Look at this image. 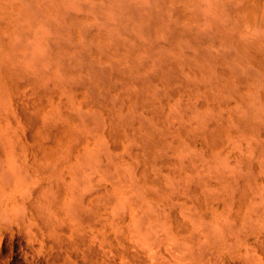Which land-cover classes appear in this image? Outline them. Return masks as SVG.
<instances>
[{
  "label": "rangeland",
  "instance_id": "374dc122",
  "mask_svg": "<svg viewBox=\"0 0 264 264\" xmlns=\"http://www.w3.org/2000/svg\"><path fill=\"white\" fill-rule=\"evenodd\" d=\"M132 1L133 0L103 1L105 6L100 11L111 19H108L110 26L114 27L116 22L119 23L117 27L115 26V29L117 28V33H114V29L111 30V27H109L110 29L103 27L107 24V20H104L106 19L104 15L105 18L103 20L105 22L101 20L102 18L99 14V18H101L98 19L99 22L101 20V23H106L102 26L100 25L106 29L104 31L102 28L103 30L101 31H104L102 34L104 35L106 33V35L111 36V38L109 36V40L105 39V41H112V34H114L113 38H116H114V41H117V39H119V37L117 38L119 34L118 29L121 27L124 28L123 32L126 33L124 37L122 29H120L121 37L123 36V39L127 38L130 40V43L124 40L126 42L125 44L124 41H122L123 39L120 38L121 40H119L124 43V45L122 44L123 46H116V41H112L111 43H106V41L104 44V49H106L104 50L103 47H101L103 52L101 49H97L98 53L100 52L102 55L103 53L108 55V59H105L104 55H101V60L104 58L103 61H101L104 66L96 59H94L95 64L92 61L93 66L91 62L88 65V62L93 59L92 56L91 58L88 56V53L91 52L90 54L92 55L91 50L96 51L94 45H91V48L89 47L90 51L88 49L86 50L89 52L86 53L85 51L84 53V56H87L86 58L84 57V60L89 59L86 61L87 63L84 61L81 62L78 59L79 63L77 64L81 65L82 68L81 66H76V70L79 69L78 71H82V77L80 75L81 79L79 75H77L81 72H75L76 70L74 66H72L78 54L73 58L74 62L70 63L71 66L67 65V67L62 65L58 57L57 60L59 59L60 63L55 60L56 58L53 59L52 57L51 60L54 62L56 61V64H51V71L57 84L60 79H62L60 77L66 74V79L70 76L67 80H70V84L75 83L73 85H79L80 82L82 84L84 83L83 86H85L86 89L80 83L81 86H79L82 87L81 91L78 90L79 86L73 87L74 90L77 88L76 91L78 90V92H80L77 98L84 97L83 93V97L80 95L82 89L84 93L87 91L86 94L88 97H86L88 98V102L86 101V97L85 100L81 99V102L84 101V103L79 102L80 105L82 104L81 107L78 103L79 98L78 101H76L79 105L77 106V103H75V100L71 97L73 95L69 96L68 94L67 104H71L72 106L66 104V107L64 105H62V108L58 106V110H55L56 108L52 110L54 111L53 113H55L54 115H51L52 112L48 114L51 115L50 117L59 115L60 120V116H62L63 120H66L65 118L67 115H74L75 122H77V130L81 132L82 130L83 132L89 131L87 133L93 134L92 136L96 135L94 137L95 142L93 141L94 144L92 143L94 151L90 153L92 156H84L79 166L76 168L75 178L77 179L78 188L84 190L102 183H108L112 186L114 197L111 199L109 207L111 213L120 218V222L114 223V228L117 230L122 240L132 245L134 251L133 264H219L222 260L226 259H232L231 262L234 264H264V84L261 86V82H263L261 80H264V78L261 79L263 77V75L261 77L262 72L260 70L259 72L258 69L256 70L257 67L250 62V50L248 51V49H250V46H253L254 43L250 44L247 42L248 49L246 50L247 44L245 43L246 41H244V45L242 46L243 49L244 46H246L244 50L238 47L237 51L233 50L230 47L232 46L231 44H233L230 39L234 40L236 37L240 44L237 43L238 41L234 42L235 40H232L234 42L233 46H235V43L237 44L236 46H240L242 42H240L241 35L244 34H240L239 32L240 35H235L237 32L231 34L230 31L234 28L232 26L233 22L230 20L232 22V24H230V21L226 18L231 28L225 23L226 21H223L225 18L222 16H225V14L229 15V13L223 8V5H221V0L218 3L215 2V0H212V2L206 0L209 2L207 3L208 6L211 5L214 7V12L212 10V12L210 11V13H208V10L203 9L205 7V2L204 4L201 2V5H199L200 2L198 1L188 4L189 6L185 9L193 8L190 14L197 11L198 15H194V21H199V24L201 21H203L202 23L204 24L206 21L211 23L214 22L213 20L215 19V23L211 25L213 28H216L215 26L219 24L216 22H218L219 19L222 20L225 23L224 26V23L219 21L225 28L221 26L220 30L222 32L217 31V29L220 28V24L217 29L211 28L216 30V33L214 32L215 34L223 35V33H225L223 31H228V36L227 33L223 35H226L227 38L209 33L213 31L207 26L208 24L210 26L209 22L208 24L206 23V25L201 23V26L199 24L194 25L193 22L191 25H194V27L191 31L197 32L201 27H204L202 31L205 35L208 30L204 31V29H209L207 34H212L215 37L217 36L216 38H218V40L222 38L223 41H226V43L224 42L222 45L225 44L226 47H228L227 43H229L228 45L230 48H228L230 51H226V53L229 52L226 54L224 52L225 46H223V48L219 44L218 46L214 45L213 42L216 41V38L214 39L213 36L210 37V35L208 38L204 39V36L202 38H197H200V41L201 39L205 40V42L201 41L204 45L199 40L197 41L200 44L198 46L200 47L199 49H197L198 43L196 44L194 41L193 45L192 42H189V46L188 41L185 42L184 40L188 39L187 35H185L188 32L184 30V28L189 31L188 27L190 24L188 22L190 21H188L187 24V20L184 21L185 19L178 17L175 14L176 10L174 6H172V4L170 5L166 0L169 7H167V4H164L166 7L162 6L161 9L164 11L166 8V13H170L169 16L172 21H175L173 22L175 25H170V23H166L167 21L165 22L166 16H169L165 15L164 12H156L159 5L156 3L155 5L157 8L156 6L154 7L156 10L153 8L154 11L152 14L156 12L157 16L160 13L161 21L164 19V23H162L164 24L163 27L160 25L161 22L158 23L160 20L158 19L157 23L160 28H158L159 26L156 27L155 30L151 28V34L154 31L156 35L155 37H153V34L151 36L153 39L157 38V40L156 42L151 41L147 43L145 41L146 38H141L142 40L139 42H141L140 44H142V47L141 45L140 47H138L139 45L135 46L131 42L135 41L134 39L138 42V36L148 31L142 25L145 24L144 26L146 28L148 26H157L155 21L160 17L155 18L154 13L153 18L155 21H153L151 19V14L148 13L150 16H147V12H151V9H149V11L147 10L148 8H145L147 10V12H145L146 10L142 9L144 8L142 6L141 10L145 12V15L150 21L146 20L148 18L145 17L144 12L140 10V12L143 13L142 19H145V23L139 21L142 20L141 18L137 20V22L134 20L135 23H137L136 28H139L137 29L138 31H136V28L134 29L135 24L131 26V23L134 22L132 21L134 18L132 20L128 19V17L132 18V16L134 17L135 15L132 14V4H134L135 1ZM137 1L138 0H136V2ZM148 1H151V4L149 3L150 8L155 0L153 3L152 0ZM148 1L144 0L145 3H148ZM161 1L162 0H158V2ZM166 1H162L160 5L163 2L166 3ZM129 2L132 3L130 4ZM141 2L142 0L138 2L137 7H140L142 4L144 5V3ZM109 3L111 12L108 11L109 8H107ZM216 3L218 5H216ZM213 4L223 8L225 12L222 9L216 12L217 10H215V8L218 7ZM147 5L148 4H146V6ZM170 6L174 9H171ZM208 6L205 8H208ZM105 8H107V10H105ZM120 8L122 10H120ZM134 8L136 9V6H134ZM139 9L140 8H137L136 11H139ZM113 10H115L114 13H112ZM172 10H174V12H172ZM186 11H189V9ZM205 11L207 13H204ZM117 13L122 16H117ZM130 13L132 16H130ZM136 13L138 15V12ZM161 13L163 15H161ZM211 13H216L215 15L217 16L222 13V16L216 17L212 14L215 17H212L211 20ZM205 14H207L206 18ZM111 15L116 19H112L110 17ZM141 15L139 16L141 17ZM228 17H231V15ZM178 18H180V22ZM204 19L208 20L204 22ZM167 20L169 19L167 18ZM181 21L184 22L182 24L186 27L183 25L180 28L187 33L183 34V31L178 27L180 29V34H177V27L175 30H173L172 27L173 25L174 27L177 26L176 22L180 25ZM197 21H195V23ZM118 25H120V28H118ZM137 25H139V27H137ZM166 25H168V27L171 26L169 31L172 29L176 32L169 34ZM100 26L98 25V27ZM141 26L144 28V31L142 30V34L139 33V35L138 32H141ZM165 26L167 29H164V31L167 32L162 33L164 35L167 33L170 37L165 35L166 38L164 37L163 40L160 37L164 36L161 35V30H163L161 27L164 28ZM197 26H200L199 29ZM200 32L201 31H199V33L197 32L195 35L193 33V35L197 37ZM136 33L138 36L134 38V34ZM259 33L260 32H258V36L264 35V33ZM116 34L117 36H115ZM149 34L145 33L144 35L147 37L146 35ZM184 35L186 36L185 38ZM232 35H234V38ZM191 36L192 35L189 37ZM229 36L232 38L228 40ZM247 36L251 35L247 34ZM247 36L245 35L242 37L243 40H246L244 38ZM253 36H255V38L257 36L255 31H253L252 38H254ZM152 37H150L148 41H150ZM160 38L161 42L160 40L158 41ZM162 40L164 43H162ZM208 40H210V42L214 40L211 42L214 45L213 50L219 49L220 47V50L224 49L223 54H220L221 51L217 52L220 54L221 61L219 57H216L217 60H215L218 62L214 61L216 52L213 53L214 55H210L212 53V48L210 47L211 50H207L210 48L205 46V43L208 46L212 45H210V42L207 44ZM254 40L255 39L247 41L253 42ZM262 40L263 41L260 42L259 40H255L256 43L258 42L259 45H261V49L264 47V36ZM142 41H145L143 42L145 43L144 45ZM217 42L218 41L214 43L217 44ZM134 43L136 44V42ZM127 44H131V46L128 45V49L131 51L130 48L132 47L133 52L130 53V56L133 58L135 56V60L130 56L129 58L125 57L129 55L130 52L125 50ZM114 45L117 47V50L122 46L121 51L125 53V55L121 57L123 53L120 51L121 55L116 54L119 50L117 52L114 50L116 52L115 56L112 50V48H115ZM236 46L233 48H236ZM201 50H203V52ZM208 51H211L210 54ZM246 51H248L249 61L246 59V61L243 60L244 58H242V61L240 57H242V54L245 55ZM194 52H197L196 54L199 59L195 56L196 54ZM224 53L228 57L230 55V61L227 59L228 57L226 58L227 60L225 59ZM109 54H111L112 57L111 55L109 56ZM80 55L83 54L81 53ZM117 56L118 61L122 59L121 64H116L118 62L116 60ZM78 58H80V56H78ZM125 58L129 59V61L132 60L129 63L132 65H129L127 63L129 61H126ZM208 59L216 64L214 63L213 65ZM105 60H109L110 63L115 64H111V66ZM239 60H241L242 63ZM97 61H99L98 64L100 63V66L97 64ZM133 61L135 63L134 68H132L134 64L132 63ZM220 62L225 66L224 70ZM107 64L108 67H105ZM125 64H127V66ZM146 64H149L148 68ZM208 64H212L213 66L211 65L210 67ZM144 65L147 68L145 72H143L145 68ZM69 66L72 69L74 68V70ZM226 67L228 68L226 69ZM104 68L105 70H103ZM69 69L71 70L69 71ZM134 69H142L143 71L135 72L136 70ZM220 69L222 70L220 71ZM231 69L233 71L235 70L234 73ZM250 69L256 70L257 73ZM228 70H231L230 73ZM72 72H75L74 74L79 78L74 77L75 75ZM220 73H222V75ZM231 73L236 77H234L235 80L239 77L241 78V76H247L241 79L243 81L245 79L247 83L252 81V84L250 83L251 87L247 84L250 87H248L249 90L246 89L244 91V89L247 88L245 87L246 84L241 86V83L237 84L240 81L235 83L236 81L233 80V76L231 80H229L232 75ZM235 73H238V75ZM249 73L252 74L251 76H253V78L248 77ZM219 75H225L226 77H224L228 78V80ZM77 78L80 80L83 79V82L77 81ZM66 79L62 82H66ZM66 83L63 84L60 81L59 86L63 87L64 85L65 87H63V89H66V86L67 88L72 87V85L69 84L68 86ZM239 86H241V88ZM241 89H243L242 91L244 92H241ZM231 92L234 93L232 94ZM232 96H235L237 99H234ZM77 98L75 99L77 100ZM71 99L73 102H71ZM4 105H6L5 102H1L0 100V108L2 107L0 112L5 111L8 107V105ZM83 105H87L88 107ZM67 106L71 107L68 109ZM73 126L75 127V124H73ZM76 127L74 128L75 130ZM106 131L111 132L113 137ZM104 134L106 136H104ZM108 134L110 136H108ZM91 135L90 137H92ZM119 135H122V137L124 136L123 139ZM114 140H116V143H114ZM112 142L115 145L113 144L112 146ZM106 143H109V148ZM118 144H120V146ZM95 145L96 147H94ZM125 145L127 149H124ZM124 150L131 152V161L128 157L130 154L127 152V154H125ZM86 157H88L89 160L86 159ZM84 162L86 163L84 164ZM82 166L85 167L82 168ZM258 238L259 240H256Z\"/></svg>",
  "mask_w": 264,
  "mask_h": 264
},
{
  "label": "bare ground",
  "instance_id": "6f19581e",
  "mask_svg": "<svg viewBox=\"0 0 264 264\" xmlns=\"http://www.w3.org/2000/svg\"><path fill=\"white\" fill-rule=\"evenodd\" d=\"M103 1L104 0H0V100L1 102L4 101L5 104L8 105L5 111L0 112V114H2L0 115V264H133L134 251L132 249V245L127 241L122 240L121 237L118 235L117 230L114 228V223L120 222V218L113 215L110 211L109 206L111 204V199L114 197L112 186L108 183H102L97 186L88 187L84 190L78 188L79 186H77L78 185L77 179L75 178V172L77 170L76 168L79 166V163L84 156L90 155V153H92L91 151H94V148H92V143L94 144L95 142L94 137L96 135L92 136L93 134L91 135L90 133H87L89 131L83 132L82 130L81 132L77 130L78 129L76 127L77 122H75L76 120L73 117L74 115L73 116L67 115V117L65 118L66 120H63L62 116H60L61 117L60 120L59 115L50 117L51 115L55 114L53 113L54 111L52 110H54L55 108H56L55 110H58L57 109L58 106H61L62 108L63 107L62 105H64L65 107L66 105H71V104H67L68 94L69 96L71 95L76 96V97L73 96L71 97L72 99L75 100V103H77L76 101H78L79 98V97L77 98V95L79 96L80 93L78 92V90L81 91L82 87L80 86L81 85L83 86L84 83L82 84L80 82L83 80V79L80 80L82 77L81 75L82 71H78L79 69L76 70L77 69L76 66H81L77 64L79 63L78 62L79 60L81 62L82 61L86 62L89 60V59L84 60L87 57L84 56L85 51L87 49L89 50V47L91 48L93 45L94 47H96V51L91 50L92 55L90 54L91 52H89L90 50L86 51V53L89 52L88 56L90 58L91 56L93 57V59H91V61L88 62V65L91 62L93 66V62L95 64L94 59L99 60L101 63V61H103L104 59L103 58L101 60V57L103 55L105 59H108L107 54L103 53L102 55L100 54V52L98 53L97 50V49H101V47H103L104 49V44L107 40H109V36H110V35H106V33L104 35L102 34L106 30L103 27H107V29L111 27L108 21V19L109 20L111 19L108 16L102 14V12L100 11L105 6ZM133 1L135 2L134 4H132V8H133L132 14L135 15L133 17L132 14L130 13V16H132V18L128 17L129 20H132L134 18L132 21L136 20L137 22V20L143 18L142 17L143 13L140 12L142 6L144 7L142 9L145 8L146 9L148 8L147 10L151 9V12H147L146 9L145 12H147V16H150L148 15V13L152 15L151 19L153 21H155V19L153 18L154 13H155V18L160 17V13L156 16L158 12H162V13L164 12L165 15L169 16L170 13L169 14L166 13V8L164 9V11L161 9L162 6L166 7V5L164 4H167L168 1L170 5L172 4V6H174L176 10L175 14L178 17L185 19L184 21L187 20L186 23L188 21L192 22V23L188 22L190 24V26L188 27L189 31L190 33H192L190 34L188 29L184 28V30H187L188 32L187 33L186 31L184 32L182 28H180L184 25L182 24L184 22L181 21L180 25L179 23L176 22L177 26L174 27L175 24L173 22L175 21H172L170 16H169L170 18L167 16L165 18L164 16L165 22L167 21L166 23L168 24L170 23V25L174 24L172 27L173 30H175V28L177 27L176 29L178 31L177 34L179 33L180 29L181 31H183V34L187 33L185 35H187V38L188 39L190 38L191 41L190 39L189 40L184 39L185 42L187 41L188 43L192 42L193 45V41H194L196 44L198 43L197 44L198 47L200 44L197 41L198 40L200 41V38H202L203 36L204 39V38H208L210 35L207 34L209 32V29L206 28H205L206 30L204 29V31L208 30L207 33L205 32L206 33L205 35L204 32L202 31L204 27H201L200 28L201 30L199 29V27L202 24H204L202 23L203 21H201L202 24L201 23L199 24V21L195 20L197 21L195 23L194 15L195 14L198 15L197 11H194L195 13H191L193 15L192 16L190 14V11L192 12L193 8L192 9L187 8L189 9V11H186L187 9H185L187 6H189L188 4H192L197 1L200 2L199 5H201V2H203L202 4H204L205 2V7H207L208 6L207 3L209 2H207L206 0H167V1L165 0L166 3L163 2L162 3L163 5L162 4L160 5V3L164 0H162L161 2H158V0L157 1L155 0L154 2V0H152V3L154 2L153 3L154 5L153 4L151 5L152 8L151 6L149 8L151 1L147 0L148 3H145L146 1L144 2V0H142L144 5L142 4L140 6L139 4L140 7L137 6H138V2H140L141 0H138L137 2L136 0ZM209 1L212 2V0ZM219 1L220 0H215V2L217 3ZM220 2H222V4L221 3L220 4L223 5V8L229 13V15L225 14L226 17L222 16L221 15L222 13L218 16L215 15L216 13H211V15L213 14L216 17L222 16L223 18H225L223 21L224 22L226 21L225 23H227V25L229 26L233 22L234 25L232 24V26L234 28L230 26L232 30L231 28H230L231 31L229 30L231 34H234V32H237L235 33V35L239 33L244 34L241 35L242 37H244L245 35L247 36V34L251 35L245 37L244 39L246 40H243V38L241 37L240 40V42L242 41L241 45L236 46L237 44L235 43V46L236 48L238 47L240 49L241 48L243 49L242 46L244 45L243 44L244 41H246L245 42L246 44L247 42H249L250 44L254 43L253 46H250V49H248V44L247 45L245 44L247 46L246 50L247 49L248 51L250 50L249 52L250 62L257 67L256 70L258 69V71L260 70L262 72L261 77L262 75L263 77L261 79H263L264 78V53H263L264 47H262L263 49H261V45H259L258 42L256 43L255 40L257 41L259 40V42L263 41L262 39L264 35L262 33H264V0H221ZM110 3L108 7L106 6L107 8L110 7ZM156 3L159 4L158 5L159 11L157 6L155 5ZM217 3L216 5H218ZM146 4L148 5L146 6ZM133 5L136 6V9L140 8L139 11H136ZM155 6L157 10L156 8H154ZM167 7H169L168 4ZM205 7L202 8L208 10L207 11L208 13H210V11L212 12V10L214 9V7L211 5H209L208 8ZM216 7H218L215 8V10H217L216 12H218L219 9H220L219 11H221V9L223 10V8L219 6ZM107 8H105V10H107ZM153 8L156 10L157 13L154 12L152 14V12L154 11ZM174 8L171 7V9ZM110 9L111 8H109L108 11L111 12ZM120 10L122 9L120 8ZM225 10L223 11L225 12ZM135 11L138 12V15ZM141 11L144 12L143 10ZM114 12L115 10L112 11V13ZM172 12H174V10H172ZM207 12L205 11L204 13ZM118 13L116 14L117 16L121 15ZM162 13L161 15H163ZM103 15L106 17V19H104L105 17ZM139 15H141V17ZM206 15L207 14H205V18ZM211 15H210L211 17L210 19L212 20V17L215 16L213 15L211 16ZM230 15L232 18L228 17ZM99 16L102 19L99 18ZM147 16L145 15V17ZM110 17L112 19L114 18L112 17V15ZM167 18L171 21L167 20ZM180 18H178L179 22H180ZM226 18L229 21L231 20L232 22L230 21L229 24V21H227ZM98 19L101 20L104 19L105 21L107 20L106 21L107 24L104 23L105 22L104 20H103L104 22L102 21L103 23H101V20L99 22ZM158 19H160L159 22ZM144 20L142 19L139 21H141V23L142 22L145 23ZM146 20H149V18ZM206 20L208 19H204V22ZM163 21L164 19H162L161 21V17L157 18V21H155L157 26L154 27L148 26L149 27V28L147 27L148 29L144 26L145 24L142 25L146 30H148L147 31L148 33L144 32L143 35H141L142 37L138 36L139 33L142 34V30L144 31V28L141 26L143 28V29L140 28L141 32H138V34L136 33L137 35L134 34L135 35L134 38H137L138 36L139 39V40L137 39L138 42L136 41V39H134L135 41L131 43H133L135 46L139 45L138 47H140L141 45L142 47V44H140L141 42H139L140 40H142L141 38H146L147 40L145 39V41L147 43L151 41L156 42L157 38L153 39V37L156 36L154 34L155 32L153 31L152 33L154 35L153 37L151 36L152 35L151 32L152 30H155L156 27L159 26L158 23L160 22H161L160 25H162L163 27L164 25L162 24L164 23ZM213 21L214 22L211 23L209 21H206L204 25H206V23L208 24L209 22L210 26L209 24L207 26L211 30L213 28L211 24L215 23V19ZM219 21L222 20L219 19ZM219 21L216 23L220 24ZM223 21L222 23H224ZM98 22L101 24H99ZM193 22L194 25L196 24L200 25L199 27L198 26L197 27L199 31H201L200 32L201 35L199 34V36L197 37L194 35L197 32L199 33V31L197 30H196L197 32L191 31L192 28L194 27V25H191L193 24ZM222 23L220 24V28L218 24L217 26L214 25L216 28L213 29L219 28L217 29V31L222 32L220 30ZM225 23L223 24L224 26ZM103 24L106 25L101 27ZM117 24L119 23L116 22L114 25L117 27ZM136 24L137 23H135L134 21L133 23H131V26L134 25L135 26L134 29H135ZM98 25L101 26L98 27ZM115 26L111 27V30L114 29V33L115 32L117 33L116 31L117 28L115 29ZM119 26L120 25H118V28H120ZM166 26L168 29L166 28ZM166 26L164 28L161 27V29H163L161 30V33L167 32L164 31V29H167L169 34H171L172 32H176L173 31L172 29L169 31L171 26L170 27H168V25ZM224 26L222 27L224 28ZM137 27H139V25H137ZM184 27L186 26L184 25ZM102 28L104 29L103 32L101 31L103 30ZM158 28H160V26ZM120 29H122L123 36L126 35V33L123 32L124 28L121 27ZM120 29H118L119 30L118 36L117 34L115 36H117V38L119 37V39L120 38L123 39L122 38L123 36L121 37ZM137 29L139 28H136V31H138ZM253 31L257 33L256 38L255 36H253L254 38H252ZM214 32L216 33V30H213L212 32L209 33L215 34ZM223 32H225L223 33V35L227 33L228 36V31L227 32L223 31ZM258 32H260L262 35L258 36ZM145 33L146 34L150 33L149 35H146L148 38L145 37L144 35ZM163 33L161 35H164ZM169 34L166 33L165 35L170 37ZM165 35L160 37L164 40V37L166 38ZM185 35L184 38L186 37ZM190 35L194 36L195 38L192 36H191L192 38L189 37ZM215 35L219 36L221 34H215ZM223 35L221 36L226 37V35L225 36ZM113 36L114 34H112L111 40L115 42L116 40L114 41L115 37L113 38ZM211 36H213L214 39L217 37V36L215 37L212 34L210 35V37ZM150 37L152 38L150 41H148ZM198 37L200 38L197 39ZM232 37L234 38V35H232ZM232 37L229 36L228 40ZM259 37L261 38V40ZM161 38L158 39V41L160 40L161 42ZM105 39L107 40L105 41ZM119 39H117V41L115 42L116 46L117 45L120 46L122 44L124 45V43L126 44V42L130 41L129 39L124 38L122 41L124 40L127 41L126 42L124 41L123 43L120 41L121 39L120 40ZM252 39L255 40L253 42L247 41ZM219 40L218 38H216V41H218L217 44L214 43L216 42L214 40H212L211 42L214 41L213 44L216 46H218V44L221 45L222 47L225 46V48L223 47L225 51L224 49L220 50L221 47L219 49L213 50L214 45L210 42V40H208L207 44H209L210 42V45L212 44L211 46H208L205 43V46H207L208 48L210 47L212 48V50L211 48L207 49L212 51L211 54H210L211 51L210 52L208 51L210 55H214L213 53L216 52L214 61L217 60L218 57L221 61L220 54L221 53L223 54V51L225 53L226 51H230L229 50L230 47L235 51L238 50V48L237 49L233 48L235 47L233 46L234 42L238 41L236 37L234 38L235 41L232 39L234 42L230 39V41L233 44H231V42L229 41L233 47L232 46L229 47L228 45L229 43H227V46L229 48L226 47L225 44L222 45L224 42L226 43V41H223L222 38L220 41ZM112 41L109 42L111 43ZM145 41H142V43ZM201 41L205 42V40L202 39ZM109 42L107 41L106 43ZM134 42H136V44ZM162 43H164V41ZM237 43L240 44L239 41ZM144 44L145 43H143V45ZM128 45L129 44H127L126 46L127 48H125V50L129 52L130 50L128 49L129 48ZM188 45L190 46V43ZM116 46L115 48H112V50L113 51L116 50V52L119 50V52L116 53L114 51V55L115 53L120 54L122 47L121 46L119 48L118 46L119 49L117 50ZM129 46H131V44ZM246 46H244V49ZM199 48L200 47H198L197 49ZM130 49L131 51L129 52V55L125 56L126 58H129L130 53L133 52L132 47ZM197 49L196 51H198ZM201 51L203 52V50ZM218 51L219 52L221 51L220 54L217 53ZM248 51H246L247 54L245 52L246 56L244 54L241 55L242 56L240 57L241 60L242 58H244L243 60L249 59ZM79 53L80 54L82 53L83 55H80ZM194 53L196 54L197 52ZM225 53L224 56L226 59L228 57L226 54H228L229 52H227L226 54ZM76 54H78L76 59L77 62L76 60L74 62L73 58L75 57ZM110 55L111 54H109V56ZM124 55L125 53H123L121 57ZM78 56H80L81 59L78 58ZM195 56L198 58L197 54ZM52 57L53 59L56 58L55 60H57L58 57L61 60L62 65L65 67H67V65H70V63L74 62V65L72 66H74L76 70L75 72H81L77 74L79 75V77L81 75L80 79H78L79 77L76 74H74L75 72L72 73L75 75L74 77H78L77 81H79L81 85L80 83H79L80 86L73 85L75 83L70 84L69 83L70 80L67 81L70 76L66 79L67 75L62 70L66 76L63 75L60 77L62 78L60 79L61 83L64 84L68 82L66 83V85L68 84L69 86L70 84L72 85V87L67 88L66 86V89H63V87H65L64 85L63 87H60L59 86L60 81L58 80L59 81L58 84L57 82H55L56 79L54 78V75L51 71L52 70L51 64H54L56 62V61L55 62L51 61ZM130 57L135 60V56L134 58L132 56ZM117 58L118 56L116 57V60ZM229 58H231L230 55L227 59ZM59 59L57 60V62L59 61ZM121 60L120 61L117 60L119 63L117 62L116 64H121L122 63ZM241 60L239 61L241 62ZM99 61H97V64ZM126 61H129V59H126ZM131 61L127 63L129 64ZM209 61L212 62L211 60ZM106 62H108L110 65L112 64L110 63L109 60ZM215 62H212V64L214 65ZM100 63L98 64L99 66ZM132 63H134V61ZM212 64L210 65L208 64V66L211 67ZM98 65L96 66L100 68ZM125 65L127 66V64ZM134 65L135 63L133 64L132 68H134ZM146 65L148 68L149 64ZM102 66H104V64ZM105 67H108V64ZM224 67L225 66H223V70ZM74 68L71 69L74 70ZM147 68L145 66V68L143 69L144 71L142 69L141 70L145 72ZM227 68L228 67H226V69ZM71 69H69V71ZM103 70H105V68ZM134 70H136L135 72L141 71L139 69H134ZM221 70L222 69H220V71ZM256 70L253 71L256 72ZM230 71L228 70L229 73ZM233 73H231L232 75L230 76L229 80H231V77L234 75ZM220 74L222 75V73ZM235 74L238 75V73ZM249 74L248 77L253 78V76H251L252 74L250 75ZM225 75L221 77H224ZM234 77L235 76L232 77L233 80H235L236 78ZM242 77L243 76H241V78ZM63 78L66 79V82H62L65 81V79ZM241 78L240 77L237 78L238 81L235 80L236 81L235 83L240 81L237 84L241 83V86H244V84H246L245 87L247 88L244 89L245 91L246 89H248L249 86L251 87L252 81L250 82L251 83L250 84L249 82L247 83L245 79L243 81L242 80L243 78L242 79ZM225 79L228 80V78ZM261 81H263L261 82V86H263L264 80ZM247 84H249V86ZM75 86L76 87L79 86V89L77 91H76L77 88L75 90L73 88ZM241 86L239 87L241 88ZM83 87L85 88V86ZM242 90L243 89H241L240 91L244 92ZM83 91L84 90L82 89L80 95L81 97L83 96L84 97L79 98L78 103L79 102L84 103V101L81 102V99L85 100L88 97L86 94L87 91L85 93ZM234 92L231 93L233 94ZM263 96H264V91H263ZM75 98H77V100ZM233 98L237 99L235 98V96ZM72 99L71 102H73ZM87 100L88 98L86 99V101ZM78 103L77 106L80 105V103L79 105ZM87 105H83V106L88 107ZM81 106L82 104L80 105V107ZM49 112H52L51 115H48ZM73 124H75L77 131L74 129L75 127L73 126ZM109 133L111 137H113L112 136L113 134L111 132ZM89 134L92 137H90ZM105 134L104 136H106ZM110 135L108 134V136ZM119 136L122 137V135ZM107 141L109 142V140ZM114 143H116V140H114ZM114 143L112 142V146ZM108 144L109 143H106V145ZM118 145L120 146V144ZM94 147H96V145ZM126 147L127 146L125 145L124 149H127ZM124 151L125 154L131 153L130 151L129 152H127L126 150ZM91 156L92 155H90V157ZM128 157L130 158L131 154ZM86 159H88V157H86ZM85 163L86 162H84V164ZM84 167L85 166H82V168ZM256 240H259V238ZM231 260L229 259L222 260V262H220L219 264H234L233 262H231Z\"/></svg>",
  "mask_w": 264,
  "mask_h": 264
}]
</instances>
